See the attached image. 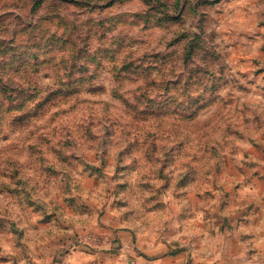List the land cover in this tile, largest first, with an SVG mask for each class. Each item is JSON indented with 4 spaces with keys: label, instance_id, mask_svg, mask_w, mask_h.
Listing matches in <instances>:
<instances>
[{
    "label": "rangeland",
    "instance_id": "374dc122",
    "mask_svg": "<svg viewBox=\"0 0 264 264\" xmlns=\"http://www.w3.org/2000/svg\"><path fill=\"white\" fill-rule=\"evenodd\" d=\"M231 219L264 222V0H0V264H199Z\"/></svg>",
    "mask_w": 264,
    "mask_h": 264
},
{
    "label": "crops",
    "instance_id": "0c3cea01",
    "mask_svg": "<svg viewBox=\"0 0 264 264\" xmlns=\"http://www.w3.org/2000/svg\"><path fill=\"white\" fill-rule=\"evenodd\" d=\"M219 225L212 236L214 247L207 243V228L199 236V254L195 257L197 263L263 264L264 222L257 226L251 222L242 223L231 219ZM118 236L122 243L126 241V235Z\"/></svg>",
    "mask_w": 264,
    "mask_h": 264
},
{
    "label": "trees",
    "instance_id": "16d2710c",
    "mask_svg": "<svg viewBox=\"0 0 264 264\" xmlns=\"http://www.w3.org/2000/svg\"><path fill=\"white\" fill-rule=\"evenodd\" d=\"M187 55H190V53L188 52V54H187ZM129 65H131V63H129V64L125 65V66H129Z\"/></svg>",
    "mask_w": 264,
    "mask_h": 264
}]
</instances>
